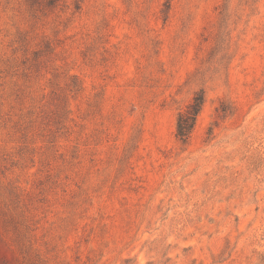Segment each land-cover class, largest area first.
Wrapping results in <instances>:
<instances>
[{"label": "rangeland", "instance_id": "rangeland-1", "mask_svg": "<svg viewBox=\"0 0 264 264\" xmlns=\"http://www.w3.org/2000/svg\"><path fill=\"white\" fill-rule=\"evenodd\" d=\"M261 258L264 0H0V264Z\"/></svg>", "mask_w": 264, "mask_h": 264}, {"label": "trees", "instance_id": "trees-1", "mask_svg": "<svg viewBox=\"0 0 264 264\" xmlns=\"http://www.w3.org/2000/svg\"><path fill=\"white\" fill-rule=\"evenodd\" d=\"M31 4L36 3V0H27ZM57 0H47L48 5H53ZM169 8V5H166ZM218 43H223L221 35L218 36ZM206 100L204 88H200L194 92L191 101L188 105L178 111L176 117L175 135L182 144H187L190 140L198 115L200 114ZM220 111L226 113V109L221 105ZM261 263L264 264V258H261Z\"/></svg>", "mask_w": 264, "mask_h": 264}]
</instances>
